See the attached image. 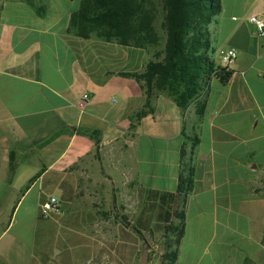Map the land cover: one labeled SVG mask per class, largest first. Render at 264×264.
I'll return each mask as SVG.
<instances>
[{"label": "crops", "instance_id": "crops-1", "mask_svg": "<svg viewBox=\"0 0 264 264\" xmlns=\"http://www.w3.org/2000/svg\"><path fill=\"white\" fill-rule=\"evenodd\" d=\"M44 1L46 17L0 0V190L16 197L0 223V264H137L142 239L120 217L137 212L139 189L176 190L184 133L199 144L174 264H264V37L250 21L264 19V0H222L214 55L238 54L228 84L213 80L199 97L201 121L195 103L183 111L163 93L132 120L142 83L117 73L142 71L154 50L68 34L79 0ZM79 127L102 132L98 149ZM42 190L58 200L48 215Z\"/></svg>", "mask_w": 264, "mask_h": 264}, {"label": "trees", "instance_id": "trees-1", "mask_svg": "<svg viewBox=\"0 0 264 264\" xmlns=\"http://www.w3.org/2000/svg\"><path fill=\"white\" fill-rule=\"evenodd\" d=\"M22 1L39 17L49 13L44 0ZM221 11L222 0H79L70 11L66 32L83 39L97 38L154 50L153 58L142 71L117 73L142 83L145 101L132 113V120L152 114V97L163 93L183 111L195 103L201 121L206 105L199 97L208 91L213 80L225 86L234 73L213 58L210 24ZM76 131L99 148L102 140L99 129L79 127ZM184 136L176 190L139 189L138 210L131 217L132 229L142 241H148L152 253L153 244L158 246L157 264H174L178 258L185 231L187 197L195 184L193 157L199 137L185 133ZM39 176L34 175L21 193ZM44 202L42 190L40 205ZM128 220L123 216L122 223L128 225L131 222Z\"/></svg>", "mask_w": 264, "mask_h": 264}, {"label": "built area", "instance_id": "built-area-1", "mask_svg": "<svg viewBox=\"0 0 264 264\" xmlns=\"http://www.w3.org/2000/svg\"><path fill=\"white\" fill-rule=\"evenodd\" d=\"M250 21L255 25L257 29V36L264 37V19L256 15L250 17ZM218 58L220 60V65L224 67H229L232 65L237 57L238 50L234 47H220L217 50ZM113 100L112 102H114ZM91 102V97L89 94H84L82 99L79 101L78 106L80 108L84 107L86 104ZM58 200L56 197L50 196L42 204V212L48 215L57 205Z\"/></svg>", "mask_w": 264, "mask_h": 264}, {"label": "rangeland", "instance_id": "rangeland-1", "mask_svg": "<svg viewBox=\"0 0 264 264\" xmlns=\"http://www.w3.org/2000/svg\"><path fill=\"white\" fill-rule=\"evenodd\" d=\"M63 1V0H61ZM47 4V3H46ZM49 6V12L53 11V7L52 5H48ZM24 7H27L26 5H24ZM27 9V8H25ZM11 13L9 12H6L5 11V17L7 18H10L11 17ZM210 39L212 40V35H210ZM117 45V44H116ZM116 47H119V46H116ZM159 49V48H158ZM216 56V58L218 59L217 57V54L216 55H213V57ZM149 59L153 58V55H149L148 56ZM147 59V60H149ZM215 59V58H214ZM146 60V59H145ZM146 60V61H147ZM215 61L217 62V60L215 59ZM117 67H119V69H125L128 67V65L126 63H123L121 61L117 62ZM115 99H118V96L117 95H113ZM31 164H34V163H31ZM34 165H37L39 166L38 164H34ZM14 165H12L13 167ZM10 180V179H9ZM27 184V183H26ZM16 186L18 187H21L22 185L19 186V183H16L15 184ZM8 188V187H6ZM6 188L0 190V203L2 204V211H0V216H1V221L0 223H6L10 217V214H11V211L10 210V207L11 205L14 203V201L16 200V197H13V195H9L8 192L5 190ZM22 188V187H21ZM23 189V188H22ZM21 189V190H22ZM138 210V208H137ZM136 213V212H134ZM132 211L130 213H128L129 217L128 216H124V217H127L129 220L128 221H131V217L132 215L134 214ZM120 215H117V217H119ZM122 218L123 216L120 217V220L122 221ZM129 223H132L129 222ZM143 242V241H142ZM142 247H143V243H142ZM142 249V248H141ZM152 250H154V252L152 253V251L150 252V259H149V262L148 264H157L158 261L156 259V255L158 254L159 252V248L158 246L154 243L153 246H152ZM142 251V250H141Z\"/></svg>", "mask_w": 264, "mask_h": 264}, {"label": "water", "instance_id": "water-1", "mask_svg": "<svg viewBox=\"0 0 264 264\" xmlns=\"http://www.w3.org/2000/svg\"><path fill=\"white\" fill-rule=\"evenodd\" d=\"M151 247L147 240H143L142 251L138 257L137 264H148L150 259Z\"/></svg>", "mask_w": 264, "mask_h": 264}]
</instances>
